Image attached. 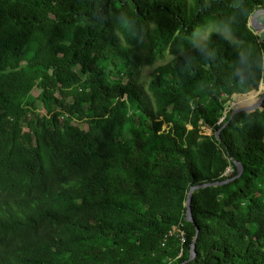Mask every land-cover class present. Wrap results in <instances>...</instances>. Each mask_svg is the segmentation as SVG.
<instances>
[{"label": "trees", "instance_id": "trees-1", "mask_svg": "<svg viewBox=\"0 0 264 264\" xmlns=\"http://www.w3.org/2000/svg\"><path fill=\"white\" fill-rule=\"evenodd\" d=\"M261 8L0 0V264H264Z\"/></svg>", "mask_w": 264, "mask_h": 264}, {"label": "water", "instance_id": "water-1", "mask_svg": "<svg viewBox=\"0 0 264 264\" xmlns=\"http://www.w3.org/2000/svg\"><path fill=\"white\" fill-rule=\"evenodd\" d=\"M262 15H264V8H261L260 10H258L257 12L254 13V15L250 18L249 26L253 31H255L258 35H260L262 40H264V24L258 22V18ZM244 96H246V95H244ZM263 103H264V95L260 97V99L258 100V102L254 106L236 105L235 106L236 108L232 109L233 110L232 115H236L239 113L250 114V113L256 112L257 110H263L264 109ZM226 126H227V124L223 125L222 128L216 133L218 140L221 139L220 133ZM234 164L238 167V174L235 178L229 179V180L224 181V182L207 183V184H203V185L192 186L190 188V190L187 194V200H186V204H185V206L187 208L186 221L194 222L191 204H192V196H193V193L195 190L204 189L207 187L221 186L224 184H228V183H230V182L241 177V175L243 173L242 165L240 163H236V162ZM198 236H199V229H197V233H196L194 240L192 242V245H191L190 257L186 262H184L182 264H188V263L194 262V260L196 259V242H197Z\"/></svg>", "mask_w": 264, "mask_h": 264}, {"label": "rangeland", "instance_id": "rangeland-1", "mask_svg": "<svg viewBox=\"0 0 264 264\" xmlns=\"http://www.w3.org/2000/svg\"><path fill=\"white\" fill-rule=\"evenodd\" d=\"M150 73H151V69H148V70L146 71V76H147V78H149ZM254 92H256V94L251 95L249 101L244 102L243 105H244V104H247V103H250V102H254L255 100H257V102H258V100L260 99V97L264 95V81H263V83L261 84L259 90H258V91H254ZM39 94H40V90L35 89V90L33 91V95H34V97H38ZM240 97H241V96H234V97H233V102L229 103V104H230V108H229V109L232 110L233 108H236L235 106L237 105V100H238ZM241 103H242V102L239 101L238 105H240ZM30 108H31L32 110L36 111L39 115H45V114H46V111H45L44 107L42 106L41 102H39V101H36V102H34L33 104H31V105H30ZM68 124H71V125H78V126H80L81 128H83V129H86V128H87V126H86L85 124H78L77 122H74V121L63 120V125H68ZM205 132H206V135H208V136H211V135H212V132H211L210 130H206V129H205ZM227 172H228V174H230V173L232 172L231 168H229ZM228 174H227V175H228ZM227 175H225V176H227Z\"/></svg>", "mask_w": 264, "mask_h": 264}, {"label": "bare ground", "instance_id": "bare-ground-1", "mask_svg": "<svg viewBox=\"0 0 264 264\" xmlns=\"http://www.w3.org/2000/svg\"><path fill=\"white\" fill-rule=\"evenodd\" d=\"M253 93V92H252ZM257 103V100H255L254 102H250L247 104H244L245 106H254ZM238 105V104H237Z\"/></svg>", "mask_w": 264, "mask_h": 264}, {"label": "crops", "instance_id": "crops-1", "mask_svg": "<svg viewBox=\"0 0 264 264\" xmlns=\"http://www.w3.org/2000/svg\"><path fill=\"white\" fill-rule=\"evenodd\" d=\"M258 22L264 24V15L258 18Z\"/></svg>", "mask_w": 264, "mask_h": 264}, {"label": "built area", "instance_id": "built-area-1", "mask_svg": "<svg viewBox=\"0 0 264 264\" xmlns=\"http://www.w3.org/2000/svg\"><path fill=\"white\" fill-rule=\"evenodd\" d=\"M231 170H232V169H231ZM227 174H228V172L225 173V175H227ZM183 235H184V234L181 233V236H182V237H183ZM182 239H183V241H184V238H182Z\"/></svg>", "mask_w": 264, "mask_h": 264}]
</instances>
